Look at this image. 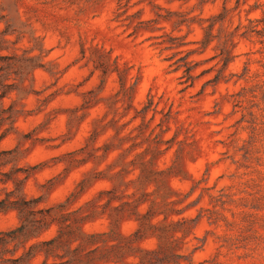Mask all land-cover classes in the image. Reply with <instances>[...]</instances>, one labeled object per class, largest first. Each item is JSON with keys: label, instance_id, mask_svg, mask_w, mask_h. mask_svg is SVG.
Wrapping results in <instances>:
<instances>
[{"label": "rangeland", "instance_id": "obj_1", "mask_svg": "<svg viewBox=\"0 0 264 264\" xmlns=\"http://www.w3.org/2000/svg\"><path fill=\"white\" fill-rule=\"evenodd\" d=\"M22 2L19 6L5 2L7 18L0 23V33L10 26L5 37L10 51L2 54H13L17 48L33 49L37 55L42 48L48 54L47 68L30 77L25 92L6 99L7 112L0 117V135L6 137L0 150L17 149L7 169L22 168L21 178L32 174L26 195L41 196L46 206H52L64 201L87 173L105 170L116 154L99 166L89 162L70 168L71 153L86 146L97 125L102 128L97 147L113 140L112 121L119 127L128 124L121 136L138 127L140 118L129 122L151 93L159 103L157 113L148 114V120L156 115L151 128L172 110L170 122L164 124L168 129L164 140L174 139L172 149L160 157L159 166H171L178 156L187 179H173L171 186L187 194L194 180H203L202 186L212 188L209 193L219 195L223 190L221 202H212L206 193L187 212L203 218L188 237L187 257L180 264H264V44L256 37H240L242 30L227 44L228 64L223 55L224 44L237 27L262 18L264 6L255 5L264 0ZM16 29L23 31V39L13 44ZM96 46L112 50L133 66L134 108L127 110L117 96V74L102 84L101 74L82 59V47ZM186 62L192 67L190 80L182 78ZM2 188L0 199L5 196ZM109 188L108 181H99L81 202ZM200 194L198 189L190 201ZM18 225L16 212L0 213L1 232ZM89 228L108 229L104 221ZM135 229L133 221L121 228L125 234Z\"/></svg>", "mask_w": 264, "mask_h": 264}, {"label": "trees", "instance_id": "obj_2", "mask_svg": "<svg viewBox=\"0 0 264 264\" xmlns=\"http://www.w3.org/2000/svg\"><path fill=\"white\" fill-rule=\"evenodd\" d=\"M0 0V23L7 18L5 2ZM19 6L22 0H10ZM264 4L257 3L255 9ZM262 18L249 19L248 26H239L229 35L225 42L223 55L227 64L230 62L231 52L227 50L230 38L237 36L253 39L258 38L264 44V10ZM9 25L0 33V117L7 112L5 101L13 93L22 94L26 91V84L38 69H46V50L39 48V54L33 55L34 50L14 48L13 54L5 55L3 51H10L5 46L9 43ZM18 34L13 44L23 39V31L14 30ZM210 36V33H208ZM21 51V53H20ZM83 60L92 64L94 72L102 76V84L112 74H117L121 97L127 110L134 108V93L137 84L131 72L133 66L122 62L113 51L104 47H94L86 50L82 47ZM175 62L173 65H176ZM181 66L177 68L180 69ZM185 75L182 78H192V67L186 62ZM133 82V83H132ZM90 101L87 102L89 104ZM159 103H155V96L151 93L142 104L141 110L135 109L136 115L129 122L140 118L141 124L124 136V126H117L112 121L115 135L113 140L97 147L102 128L97 125L87 139V144L80 151L71 153L69 167L82 166L93 162L101 165L112 154L116 159L109 163L103 171H91L77 184L74 191L62 202L52 206L44 204L43 197L29 198L25 188L31 173L21 178L20 173L25 170L7 166L14 162L16 150H0V185L3 186L4 198L0 199V213L14 211L17 213L19 225L10 231H0V264H180L186 260L188 237L193 232L198 221L203 218L200 213L196 218L187 212L198 205L207 193L211 201L221 202L223 190L219 195L209 193L212 188L202 186L203 180H194L191 191L187 194L171 186L173 179L181 181L184 178L182 165L177 158L172 165L160 168L162 155L172 149L170 143L174 139L164 140L168 129L164 124L170 122L172 110L164 115L156 127L151 128L156 115L151 119V111L157 113ZM156 106V107H155ZM111 108L112 105H109ZM1 127V123H0ZM158 130V132H157ZM137 131L136 135L133 133ZM6 134L0 135V141ZM139 140V142H138ZM128 141H133L130 147H125ZM163 145H167L163 149ZM140 152L131 156L134 151ZM81 155L83 158H78ZM99 181H108L109 189L100 190L93 198L81 202L82 197ZM12 186V188H10ZM201 189L200 197L190 201L192 195ZM204 212V210H202ZM213 213V212H211ZM107 223L105 231L92 230L98 222ZM133 221L136 229L125 234L121 228L125 222ZM152 242L153 247H145L143 243Z\"/></svg>", "mask_w": 264, "mask_h": 264}]
</instances>
